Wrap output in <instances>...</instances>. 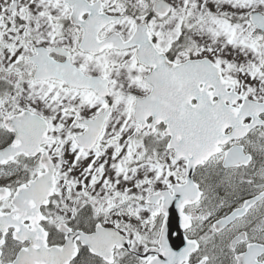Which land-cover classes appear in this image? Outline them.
Segmentation results:
<instances>
[{"label":"snow or ice","instance_id":"snow-or-ice-1","mask_svg":"<svg viewBox=\"0 0 264 264\" xmlns=\"http://www.w3.org/2000/svg\"><path fill=\"white\" fill-rule=\"evenodd\" d=\"M0 264H264V0H0Z\"/></svg>","mask_w":264,"mask_h":264}]
</instances>
